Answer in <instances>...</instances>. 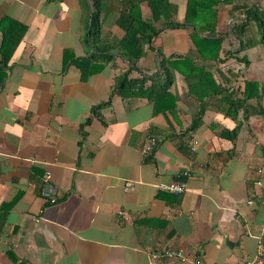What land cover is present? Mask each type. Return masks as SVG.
Returning <instances> with one entry per match:
<instances>
[{
  "label": "crops",
  "instance_id": "1",
  "mask_svg": "<svg viewBox=\"0 0 264 264\" xmlns=\"http://www.w3.org/2000/svg\"><path fill=\"white\" fill-rule=\"evenodd\" d=\"M93 1L0 0V264L255 260L264 252V37L253 21L241 38L233 27L264 0H168L179 26L146 45L134 69L119 50L105 51L125 36L123 0H101L98 40L88 35ZM141 13L153 19L147 2ZM6 18L27 29L12 47L20 25L8 27L3 52ZM195 27L203 38L217 33L219 52L202 56ZM183 58L212 77L202 101L187 79L199 86L200 73L182 62L164 110L115 91L125 72L148 88L164 77L163 59ZM83 59L93 68L85 79ZM151 134L158 145L143 158ZM46 172L54 204L43 198ZM174 181L187 190L156 189ZM166 250L187 259L168 260Z\"/></svg>",
  "mask_w": 264,
  "mask_h": 264
},
{
  "label": "trees",
  "instance_id": "2",
  "mask_svg": "<svg viewBox=\"0 0 264 264\" xmlns=\"http://www.w3.org/2000/svg\"><path fill=\"white\" fill-rule=\"evenodd\" d=\"M229 1V0H228ZM94 8L98 9L96 12L93 11L92 16V25L88 32V35L92 38L99 39L100 37V11L99 4L101 0L93 1ZM147 2L149 7L151 8L153 19H143L141 13V3ZM123 10L119 19V24L125 29L126 33L124 38L119 43L108 44L106 46L105 51L110 50H119L129 61H131L132 67L130 69L136 68L137 62L143 57L145 46L148 45L152 48L153 39L166 27L175 28L179 26V23L175 22L172 19L171 11L173 8L168 0H123ZM173 12V13H172ZM244 16L247 17V20L241 21L239 24L234 25L233 31L239 38L246 32L247 27L251 21L255 22L261 31L264 37V10H261L258 6L253 5L243 12ZM242 19V17L240 18ZM14 24H19L6 18L3 20L1 28L5 35L4 37V45L3 52L10 42V39L7 36V28L12 27ZM157 24H160L161 27H157ZM20 25V24H19ZM20 30L17 34L16 41L11 42L12 47H15L20 43L22 37L26 31V27L20 25ZM196 31L192 32V38L194 43L198 44V42L204 44L203 47H198L200 53L204 58H208L206 55L207 50H215L219 52L221 49V39H215L212 37H217V33L215 31L210 32V36L203 38L200 34H205L206 31L202 30L198 27H195ZM11 30V29H10ZM199 40V41H198ZM111 58L112 56H107ZM217 58V55L215 56ZM184 59V60H183ZM182 60H165L163 59L161 62L162 69L164 72V77L161 80H158L156 83L153 82V85L150 87H146V79L142 80H129L128 72H125L123 75L117 77L115 82V91L121 95L123 98L130 97H146L152 100L155 105H157L158 109L164 110L168 104V98L170 97V92L168 91L172 82H173V70L178 69L180 67V62L182 64H186L191 71L200 73V82L201 85L197 86L199 82L190 81V77H187L189 81V88L191 93L196 96L200 101H202L209 93L204 92L205 88L209 90L208 82L212 81V77L209 73L205 72L204 69L196 66L194 61H191L188 58H183ZM77 66H79L83 71V78L85 79L89 74L93 73V68H90L91 61L89 59H83L76 62ZM199 117L194 121L193 127L197 125Z\"/></svg>",
  "mask_w": 264,
  "mask_h": 264
},
{
  "label": "built area",
  "instance_id": "3",
  "mask_svg": "<svg viewBox=\"0 0 264 264\" xmlns=\"http://www.w3.org/2000/svg\"><path fill=\"white\" fill-rule=\"evenodd\" d=\"M222 2L228 1V0H220ZM158 145V139L154 135H148L145 138L144 144L141 149V154L143 158H148L151 156ZM191 150L194 152L195 147L192 146ZM190 172L186 171L185 176H190ZM51 175L50 173H45L43 176V182H44V189H43V198L50 204H54L58 202V190L54 186L51 185ZM134 187L131 184H127L125 187L126 191H129L130 189H133ZM156 189L160 192L169 193L173 195H180L183 194L187 190V183L184 181H174L171 183H164V182H158L156 184ZM249 203H252V201H249ZM164 258L171 260V259H178L181 261H185L187 259V255L182 250H166L161 254ZM152 258L154 260L159 258V254L153 253ZM199 263V262H198ZM238 264H264V252H262L255 260L253 261H247V262H241Z\"/></svg>",
  "mask_w": 264,
  "mask_h": 264
}]
</instances>
